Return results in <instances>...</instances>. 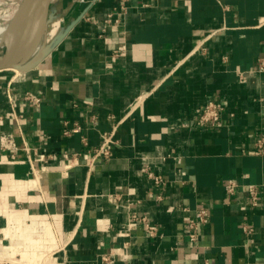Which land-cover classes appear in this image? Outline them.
Instances as JSON below:
<instances>
[{
    "label": "crops",
    "instance_id": "0c3cea01",
    "mask_svg": "<svg viewBox=\"0 0 264 264\" xmlns=\"http://www.w3.org/2000/svg\"><path fill=\"white\" fill-rule=\"evenodd\" d=\"M56 34L29 70L0 71V138L19 146L0 149V264H264V0L79 1ZM210 100L226 106L223 120L198 126ZM113 130V156L92 160ZM201 207L210 222L192 245ZM132 212L159 235L131 225Z\"/></svg>",
    "mask_w": 264,
    "mask_h": 264
},
{
    "label": "built area",
    "instance_id": "2783aa9c",
    "mask_svg": "<svg viewBox=\"0 0 264 264\" xmlns=\"http://www.w3.org/2000/svg\"><path fill=\"white\" fill-rule=\"evenodd\" d=\"M225 8H227L224 5ZM112 14H109L111 17ZM259 69L261 71L264 70V56L260 58L259 61ZM9 97L11 98L10 92ZM24 99L33 107H37L42 102V97L39 95L32 93L30 91H26L24 93ZM226 112V106L223 102L217 100H210L206 103L202 111L200 112L198 119L196 121L198 126L202 127H215L218 126L224 117V113ZM14 118L21 125V116L16 112L13 111ZM233 116L234 113H231ZM78 129H81L79 125H77ZM69 129H64L65 135H70ZM114 130L111 132H103L102 136V143L93 149V157L92 160H95L98 157H104L109 159L113 156L114 146L116 141L113 138ZM82 141L84 144H87V137L85 135L82 136ZM256 145V153H263L264 152V133L258 135L255 139ZM24 150L31 156V153L34 152L38 154L37 149L30 148L27 144L23 147ZM0 149L2 151L5 150H15L19 149L17 141L15 137L11 134H4L0 138ZM42 159H46V155L43 153H39ZM81 153L78 151H73L71 154L68 152H64L65 158H76L80 156ZM147 175L157 187H162L167 184V179H165L162 175L153 172L150 169H147ZM239 183L237 179L230 178L227 180L225 184V193L226 196L229 198H233L237 193V188ZM248 194L250 198V204L255 207L259 204V188L256 184H248L247 186ZM161 198V196L159 197ZM131 218V225L142 224L145 228L146 234L149 237H157L159 235V228L156 224L152 222V220L147 215H140L136 212H132L130 214ZM210 209L206 207H201L195 210V213L191 219L188 221V226L186 230V234L189 238V242L192 245H195L200 240V231L201 227L208 224L210 222ZM130 225V227H131ZM246 232H251L253 229L249 227H244ZM102 260L104 261H112L110 254H103L101 255Z\"/></svg>",
    "mask_w": 264,
    "mask_h": 264
},
{
    "label": "water",
    "instance_id": "95a60500",
    "mask_svg": "<svg viewBox=\"0 0 264 264\" xmlns=\"http://www.w3.org/2000/svg\"><path fill=\"white\" fill-rule=\"evenodd\" d=\"M52 1L23 0L6 33L4 48L0 53V71L18 70L25 72L39 62L40 55L30 56L32 50L31 37L29 32H26V29L28 28V24L30 27L31 24L33 25L35 18L42 17L44 10ZM60 36L61 40L63 34Z\"/></svg>",
    "mask_w": 264,
    "mask_h": 264
},
{
    "label": "bare ground",
    "instance_id": "6f19581e",
    "mask_svg": "<svg viewBox=\"0 0 264 264\" xmlns=\"http://www.w3.org/2000/svg\"><path fill=\"white\" fill-rule=\"evenodd\" d=\"M80 1H82L83 8H86L94 0H80ZM9 2L14 3V8L8 14L9 18L7 22L6 21L2 22V20H0V48L4 46L5 37L8 31L9 25L12 19L14 18L15 14L18 12L20 6L22 5L23 0H9ZM48 7H46V9L44 10L42 17L38 19L35 18L33 20L34 21L33 25L31 24V27H30L28 24V28L26 29V32H29V35L31 37L30 42L32 44V50H31L30 56L40 55V58L38 61H40L43 57L48 55L55 48V46L57 45V42L60 40V37H61L60 36L61 34L57 35L56 33L61 26V22H63L64 14L57 16L54 19H51V18L48 19V16H49Z\"/></svg>",
    "mask_w": 264,
    "mask_h": 264
},
{
    "label": "rangeland",
    "instance_id": "374dc122",
    "mask_svg": "<svg viewBox=\"0 0 264 264\" xmlns=\"http://www.w3.org/2000/svg\"><path fill=\"white\" fill-rule=\"evenodd\" d=\"M79 1L80 0H53L48 7V15H49L48 19L49 18L54 19L57 16L63 15L66 9L69 8V6L78 5ZM13 8H14V3L9 2V0H0V20H2V22L5 21L7 22L9 18L8 14L10 13L11 10H13ZM67 22H69V20L65 21L64 24ZM3 48L4 47L0 48V53L3 51Z\"/></svg>",
    "mask_w": 264,
    "mask_h": 264
}]
</instances>
